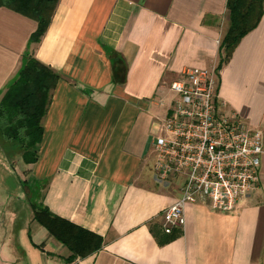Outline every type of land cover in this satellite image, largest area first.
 <instances>
[{
	"label": "crops",
	"instance_id": "1",
	"mask_svg": "<svg viewBox=\"0 0 264 264\" xmlns=\"http://www.w3.org/2000/svg\"><path fill=\"white\" fill-rule=\"evenodd\" d=\"M37 28L0 7V99ZM228 29L227 0L59 1L30 51L60 79L38 160L23 163L16 187L0 144V264H69L70 251L34 219L41 204L103 239L73 264H264V155L259 188L234 211L189 204L175 240L159 245L151 232L166 238L162 213L181 194L154 170L153 143L176 97L171 83L185 69L218 67ZM218 96L264 142V14L221 69ZM7 187L16 199L5 197Z\"/></svg>",
	"mask_w": 264,
	"mask_h": 264
},
{
	"label": "built area",
	"instance_id": "2",
	"mask_svg": "<svg viewBox=\"0 0 264 264\" xmlns=\"http://www.w3.org/2000/svg\"><path fill=\"white\" fill-rule=\"evenodd\" d=\"M220 72L185 69L171 83L175 100L154 140V170L161 181L181 185L175 203L162 213L163 230L183 231L189 204L206 203L230 213L260 186L263 135L228 115L218 96Z\"/></svg>",
	"mask_w": 264,
	"mask_h": 264
},
{
	"label": "trees",
	"instance_id": "3",
	"mask_svg": "<svg viewBox=\"0 0 264 264\" xmlns=\"http://www.w3.org/2000/svg\"><path fill=\"white\" fill-rule=\"evenodd\" d=\"M60 0H0V7L33 19L38 28L31 35L29 48L14 81L0 99V144L9 160L20 157L25 165L35 164L43 137V119L51 94L60 76L35 58L30 45L38 44L46 33ZM229 29L220 45L217 71L230 60L234 50L249 33L255 30L264 14V0H227ZM34 219L71 253L67 262L73 264L101 250L103 239L67 220L52 214L45 206H33ZM159 245L167 244L182 232L173 231L165 239L160 231L151 228Z\"/></svg>",
	"mask_w": 264,
	"mask_h": 264
},
{
	"label": "rangeland",
	"instance_id": "4",
	"mask_svg": "<svg viewBox=\"0 0 264 264\" xmlns=\"http://www.w3.org/2000/svg\"><path fill=\"white\" fill-rule=\"evenodd\" d=\"M19 160H20V157H15L13 160H10L11 164L9 162H6V164H5V169L4 170L7 171V173L10 174V176H9L10 178H8V181L11 182L10 185H9L11 187H16L17 186L16 182L18 181V177L16 175V172L19 174V176L22 175V170H23L24 164L22 162V164L16 165V163ZM10 196L12 197V199H16L17 198L16 193H13V190H10L7 187L5 197H7V199H8V197H10ZM4 213H5V215H4L5 218L10 217L8 210H5Z\"/></svg>",
	"mask_w": 264,
	"mask_h": 264
}]
</instances>
